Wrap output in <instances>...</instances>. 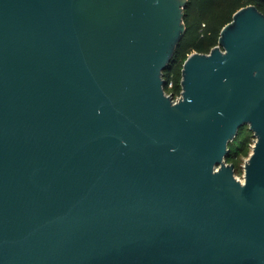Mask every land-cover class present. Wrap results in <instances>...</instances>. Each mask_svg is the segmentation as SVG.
Returning a JSON list of instances; mask_svg holds the SVG:
<instances>
[{
	"label": "water",
	"instance_id": "water-1",
	"mask_svg": "<svg viewBox=\"0 0 264 264\" xmlns=\"http://www.w3.org/2000/svg\"><path fill=\"white\" fill-rule=\"evenodd\" d=\"M188 2L0 0V264H264V14L174 101Z\"/></svg>",
	"mask_w": 264,
	"mask_h": 264
},
{
	"label": "trees",
	"instance_id": "trees-1",
	"mask_svg": "<svg viewBox=\"0 0 264 264\" xmlns=\"http://www.w3.org/2000/svg\"><path fill=\"white\" fill-rule=\"evenodd\" d=\"M248 6H255L264 14V2L260 0H189L184 17L185 36L177 48L172 69L164 72L167 82L174 84L171 93L175 98L182 94V70L188 57L195 52L211 53L219 45L223 28L239 10ZM254 138L248 127L242 129L229 145L227 163L242 168L244 157L250 156Z\"/></svg>",
	"mask_w": 264,
	"mask_h": 264
},
{
	"label": "rangeland",
	"instance_id": "rangeland-1",
	"mask_svg": "<svg viewBox=\"0 0 264 264\" xmlns=\"http://www.w3.org/2000/svg\"><path fill=\"white\" fill-rule=\"evenodd\" d=\"M248 132V131H247ZM244 133H245V131H244ZM254 139H256V138H254ZM253 144H254V141L252 142ZM253 147H251V153L253 152V149H252ZM251 153H250V155H251ZM250 157V156H249ZM249 157H244V159H243V161H242V168H238V167H236L235 168V175H236V177L237 178H239L241 181L242 180H244L245 181V177H244V174H245V165H246V163L248 162V160H249ZM230 164V163H229Z\"/></svg>",
	"mask_w": 264,
	"mask_h": 264
},
{
	"label": "built area",
	"instance_id": "built-area-1",
	"mask_svg": "<svg viewBox=\"0 0 264 264\" xmlns=\"http://www.w3.org/2000/svg\"><path fill=\"white\" fill-rule=\"evenodd\" d=\"M173 86H174V84H173L172 81L168 82L167 87H166V93H167V95L171 96V97L173 98L174 101H178V100L180 99L181 96L175 98V97L172 95L171 90H172ZM255 144H256V139H254V144L252 143V147H254ZM252 149H253V148H252ZM237 179L240 180L239 178H237ZM240 181H241V180H240ZM241 182L244 183V180H242Z\"/></svg>",
	"mask_w": 264,
	"mask_h": 264
}]
</instances>
